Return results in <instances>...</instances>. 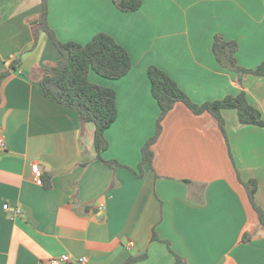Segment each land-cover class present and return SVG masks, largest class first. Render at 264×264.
<instances>
[{
	"label": "crops",
	"instance_id": "crops-1",
	"mask_svg": "<svg viewBox=\"0 0 264 264\" xmlns=\"http://www.w3.org/2000/svg\"><path fill=\"white\" fill-rule=\"evenodd\" d=\"M47 4L60 41L84 44L108 33L131 67L118 79L88 72L89 81L115 91L117 115L99 159L94 125L81 124L77 111L49 100L40 86L43 70L60 59L44 34L28 50L41 1L0 0V72L19 60L0 83V264H38L64 253L71 262L63 264L79 257L122 264L142 252L147 257L133 264H173L175 255L185 264H264V226L238 181H257L255 201L264 210V126L240 124L234 109H224L223 134L209 113L193 114L177 102L161 121L152 166L138 175L159 115L150 65L194 103L244 91L264 118V76L229 70L212 51L220 35L236 41L240 66L264 62V0H141L126 12L112 0ZM32 162L42 184L33 179Z\"/></svg>",
	"mask_w": 264,
	"mask_h": 264
},
{
	"label": "trees",
	"instance_id": "trees-1",
	"mask_svg": "<svg viewBox=\"0 0 264 264\" xmlns=\"http://www.w3.org/2000/svg\"><path fill=\"white\" fill-rule=\"evenodd\" d=\"M41 1V16L33 22V40L28 50L34 49L40 35H46L60 53V59L48 69H44L39 83L44 95L51 101L77 111L81 124L91 122L94 125L93 143L97 157L104 151L108 142L105 138V130L114 122L117 115L115 91L107 86L99 85L88 80L89 70L108 79H118L129 71L131 59L126 49L121 46L111 35L105 32L95 33L84 44L74 41L62 42L50 28L47 22V0ZM121 11H134L141 5V0H112ZM212 51L216 60L229 70L238 74L251 73L256 76H264V62L254 68L247 69L237 62V43L235 40H225L220 35H215L212 43ZM19 60H14L8 70L0 72V83L15 69ZM150 81V90L159 107V115L156 120L154 134L149 137L141 148V161L138 164V175L141 176L143 166H152L154 153L152 145L161 132V121L177 102L183 103L193 114L209 113L218 124L224 134V117L222 110L234 109L240 124L264 126V118L261 112L251 105L246 93L227 94L220 99L204 101L200 104L192 102L186 93L172 80L169 75L157 66L150 65L147 68ZM103 161V160H102ZM110 166L116 163L114 160H104ZM190 183L189 180H184ZM238 181L243 185L248 201L255 210L260 225L264 226V210L255 201L257 181L254 179L243 180L238 176ZM43 185L49 187V177L43 176ZM151 239H157L154 231ZM248 239L244 233L242 241ZM147 257L146 252L129 256L122 264H133ZM173 264H185L182 257L175 255Z\"/></svg>",
	"mask_w": 264,
	"mask_h": 264
},
{
	"label": "built area",
	"instance_id": "built-area-1",
	"mask_svg": "<svg viewBox=\"0 0 264 264\" xmlns=\"http://www.w3.org/2000/svg\"><path fill=\"white\" fill-rule=\"evenodd\" d=\"M5 147V142L2 137H0V149H3ZM31 171L33 174V179L37 184H42V171L37 162L31 163ZM3 209H8V204H3ZM20 212V209H15L14 214H18ZM13 217V215H12ZM86 258L85 257H79L76 259V264H86ZM71 258L68 254L64 253L57 257L48 258L45 262H39L38 264H63V263H70Z\"/></svg>",
	"mask_w": 264,
	"mask_h": 264
}]
</instances>
